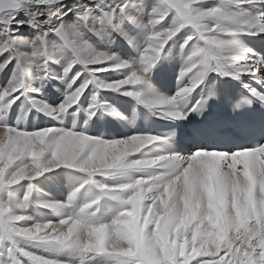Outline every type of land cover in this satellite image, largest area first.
Returning a JSON list of instances; mask_svg holds the SVG:
<instances>
[{"label":"bare ground","instance_id":"obj_1","mask_svg":"<svg viewBox=\"0 0 264 264\" xmlns=\"http://www.w3.org/2000/svg\"><path fill=\"white\" fill-rule=\"evenodd\" d=\"M8 1L11 0H0V6L4 7L0 11V99H4L0 103V127L9 128L7 120L11 118L21 127L18 131H24L25 137L34 142L39 141L35 133L40 130L36 125L38 120L41 123L54 114H67L72 118V125L79 121L82 127V131L80 128L75 131L69 126H61V132L73 131L84 135L90 120H97L100 130H103L105 120L108 125L106 134L110 135L107 142L120 136L126 139L134 135H151L139 125L138 113L144 118L149 115L165 120L173 118H167L163 112H149L156 109L140 100V107L134 101L131 103L130 99H138L125 93L140 91L149 97L173 98L181 89L191 87L202 70L198 65L181 79L175 78L179 74H174L176 69L173 71L171 68L173 64L190 67L189 57L205 47V41L199 39L196 30L186 25L166 43L154 66L145 74L146 80L150 78L148 81L152 82L144 80L140 85H127L120 90L98 86L99 83L126 79L133 71L139 72L146 66L144 52L152 43V33L141 25L158 20L164 12L167 15L155 25L156 31L168 30L177 22L176 11L169 8L165 0H134L132 5L123 9L120 6L125 0H69L47 6L17 2L8 5ZM193 7L202 11L218 7L229 15L259 18L264 23V0H244L241 3L196 0ZM113 9L115 12L110 24L114 29H111L109 37H120L116 41L118 45L113 50L106 48L103 54L115 55L119 61L126 62L129 66L124 68L114 67V63L104 59V55L93 52L92 46L81 35L84 30L77 29L78 25L73 22H67L70 15L77 14H84L95 21ZM14 13L15 19L24 21L23 24L13 23ZM191 15L195 16V12ZM216 22L214 18L197 21L208 25L206 29L201 27L200 31L208 39L215 38L216 43L208 45L207 54L202 57L211 67L205 72L202 82L193 92L176 101L175 108L183 114L181 102L188 101L198 88L200 94L211 75L232 78L240 84H252L256 92L264 94L263 68L250 73L229 72L228 75L216 70V64L220 62L237 66L243 63L259 65L262 59L264 64V50L258 49L257 37L245 35L255 34L257 29L231 33L219 29L213 31ZM220 23L234 27L229 17H224ZM10 24L11 29L8 27ZM228 41L247 50L245 60L231 59L232 54L224 51V42ZM69 46L77 47L81 64L94 60L96 56L103 64L107 63L106 69L110 71L93 72L96 67L85 68L88 63L84 66L78 64L75 56H70ZM5 63L6 67H3ZM88 70L90 72L87 73ZM93 76L97 83H89L78 102L61 112L59 105ZM175 79H179L177 85ZM12 87H16L18 92L12 97H4L3 91ZM94 97L95 114L90 117L89 109L93 108ZM10 100L14 102L9 104ZM44 105L50 110L55 109L52 116L40 110ZM15 112L18 117L12 120ZM111 116L120 119L113 120ZM21 122L25 126H21ZM153 136L156 137L151 140H129L119 145L115 152L109 153L106 161H115L116 167H100L95 176L88 178V173L61 165L39 177L0 188V206L12 207L15 215L24 217L23 220L3 221L0 241L11 237L14 248L18 246V249L54 260L57 264H113L110 257L81 254L78 250L56 244L51 239L56 233L43 226L47 222L74 218L102 229L106 252L119 258L123 264H264V143L252 152L238 150L224 155L210 154L199 148L184 150L163 137ZM102 171L107 175H101ZM111 177L119 181L110 182ZM101 184L108 195L101 194ZM29 194L27 207H17ZM49 203L65 207L44 206ZM85 205L92 206L85 208ZM36 223L41 224V231L34 239L18 235L22 229L35 230ZM147 226L154 228L157 238L153 235L152 239H158L160 250L149 241L151 230L148 234L144 230ZM81 231V240L91 241H95L100 232L97 230L89 237L87 232ZM6 247L0 248V264H15L16 260L21 264H42V259L31 262L20 254L10 255ZM187 249L192 252L190 256L186 254Z\"/></svg>","mask_w":264,"mask_h":264},{"label":"snow or ice","instance_id":"obj_2","mask_svg":"<svg viewBox=\"0 0 264 264\" xmlns=\"http://www.w3.org/2000/svg\"><path fill=\"white\" fill-rule=\"evenodd\" d=\"M247 2H251V0H247ZM133 3L134 0H125L124 4L120 7L123 9L132 5ZM165 3L169 8L174 9L177 13V22L172 28H170L172 29V38L175 37L183 27L186 25H191L196 30L199 39L205 41V47L199 48L197 51L193 52L192 56L189 57L191 66L180 72V78L182 79L187 72H191L194 68H197L198 65L202 66V70L199 71L198 76L193 80L191 87H185L181 89V91L177 93V96L173 98L154 97L153 99H145L143 93L140 91H127L125 93L128 96L136 97L142 103L150 107H154L156 104L176 105V101L178 99H181L186 94H190L198 87V85L203 80L205 72L211 68L202 57L207 54V46L216 43V41L205 37L204 33L200 31L201 26L199 23H197V21H200L204 18L229 17L228 13L218 7L203 11L194 8L193 4L196 3V0H165ZM226 3L236 2H234V0H226ZM114 12L115 9H113L111 12L105 13L102 19L106 18L107 21L111 23ZM193 12H195V16L191 15ZM166 15L167 12H164L160 15L158 20L154 19L148 24L141 25V27L148 29L152 33V43L144 52V62L146 66L139 72L133 71L126 79L120 80L122 83H99L98 86L100 88L120 90L127 85L137 86L144 82L145 74L154 66L156 60L159 58L160 53L164 50L166 43L170 40L168 39L165 42H162L158 49L153 43L154 39L157 38V34L163 32L156 31L155 25L161 23ZM15 17L16 13H14L12 17L13 23H24V21H17ZM81 17H84L86 20L89 19V17L84 16V14L81 15L80 18ZM249 21L260 22L259 18H250ZM11 25L12 24L8 25L10 29ZM101 55L104 54L101 53ZM104 59L120 64V67L117 68L129 66L126 62L119 61L116 56L115 59H113V55H104ZM84 63L96 65L95 60L85 61ZM6 64L7 63L3 64V67H6ZM242 65L243 66H229L224 62H220L219 64H216V70L223 72L224 75H228L229 72L233 74L250 73L257 71L259 68H264V64L257 65L243 63ZM65 71L67 72L68 69ZM89 83H97L95 76H93V78L87 81L84 85L79 87L75 92L68 95L65 102L59 105V110L64 112L67 108L76 104ZM16 92H18L16 87H12L11 89L7 88L3 91L2 95L6 98L12 97ZM253 94L258 96L261 101H264V94H260L255 90H253ZM93 101V108L89 109L90 117L95 114L93 110L95 108V97L93 98ZM12 102H14V100H10L9 104ZM33 103L36 102L33 101ZM201 107L202 103L198 101L197 106L194 107L192 111H196ZM40 110L42 112L47 111L49 116L53 115V111L50 110L47 105L41 107ZM168 116L183 119L187 118V115L180 111H175ZM24 133V131H18L12 128L0 127V178H2L0 179V188L4 187L6 184L13 185L24 181L25 179L31 180L35 177H39L43 173L61 165L68 168L79 169L82 172L88 173L90 176H95L101 167L102 159L108 157L109 153L115 152L119 145L129 142L128 139H123L111 141L113 143H109L73 131L57 132L53 129H48L46 132H35L39 137V141L37 143L30 138L25 137ZM45 137H47V139H45ZM155 137L156 136L153 135H134L132 136V141H139L141 139L151 140ZM50 139L53 141L52 143H49ZM33 153H35V156H33ZM99 189L102 195H108L103 187V184L99 185ZM73 195H75V193H73ZM29 199L30 194L26 195L24 197L25 202L23 204L17 205V207H27V202ZM93 203H96V201H93ZM44 206L49 208L65 207L63 204L58 203H49L45 204ZM91 206L92 205H85V208H90ZM14 213L15 211L12 207L0 206V218H2L0 219V225L3 224V221L24 219L23 215H15ZM43 226L50 228L53 233H56L51 239L58 245L78 250L81 254L104 255L110 257L113 261V264H123L119 258L110 256L106 251H88L87 245L90 240H81L80 237L83 234L81 230L87 232L89 237H91L92 233L97 230H101L95 228L93 224L84 223L79 219L65 218L59 220L58 222H47ZM8 227L11 228L10 223L8 224ZM36 227H41V224L36 223L35 228ZM45 239L50 238L45 237ZM8 244H10V247H6ZM5 247L8 254H20L23 257L28 258L31 262L32 260L42 259V264H57V262L54 260L41 258L26 250L21 252L18 249V246L14 248L11 237L0 241V248ZM17 262L21 264L19 260H16L15 264H17Z\"/></svg>","mask_w":264,"mask_h":264},{"label":"rangeland","instance_id":"obj_3","mask_svg":"<svg viewBox=\"0 0 264 264\" xmlns=\"http://www.w3.org/2000/svg\"><path fill=\"white\" fill-rule=\"evenodd\" d=\"M80 15L81 14H77V15H70L69 17H70V20L69 21H67V22H73L74 23V25L75 26H77L78 25V27H77V29H79V30H84L83 32H82V34L81 35H83L84 37H85V40L87 41V43H88V45H90V46H92V47H90L91 48V50L93 51V52H97L98 53V55H101V53H103L104 51H105V49L106 48H110V49H114L118 44H117V39H118V37H120L119 35H114V36H112V37H109V35H110V33H111V29H114V26L112 27L111 26V24L107 21V19L105 18V19H102V16H100V17H98L95 21L91 18V17H89V19L88 20H86V19H84V17H81L80 18ZM83 15V14H82ZM84 16H86V15H84ZM82 19V20H81ZM77 21V22H76ZM79 23V24H78ZM96 23V25H94ZM87 24V25H86ZM115 24V23H114ZM81 27V28H80ZM83 28V29H82ZM89 29V30H88ZM110 30V31H109ZM94 31V32H93ZM258 31H260L259 29H257V32ZM89 32V33H88ZM97 32V33H96ZM100 32H101V34H100ZM264 32V31H263ZM92 33V34H91ZM89 34H91V35H89ZM103 34V35H102ZM99 35V36H98ZM92 36V37H91ZM91 39H90V38ZM88 38V39H87ZM94 41V42H93ZM112 41H115L114 43H112ZM94 45V47H93V45ZM96 45V46H95ZM101 48H100V47ZM257 47V46H256ZM68 50H69V52H70V56L72 55V56H75V58H76V61H77V63L78 64H80V65H85V64H81V62L79 61V59H78V53H77V47L75 48V49H73V48H71V46H69V48H68ZM99 50V51H98ZM104 50V51H103ZM102 51V52H101ZM248 58V57H247ZM260 58V57H259ZM261 59V58H260ZM94 60H99V62H97L96 61V65H91V64H86L85 65V68H87L86 66H89V67H91V68H105L106 69V67H107V63L105 64H103L102 62H101V60L100 59H98V57L96 58V56H94ZM243 61V60H242ZM102 64H101V63ZM253 62V61H252ZM260 63H259V65L260 64H263L262 63V59L259 61ZM104 66V67H103ZM176 66V67H175ZM174 66V64H173V66L171 67V68H173V71H174V68L176 69V71H174L173 73L174 74H176V73H178L179 74V76L177 75L175 78H177V77H180V72L181 71H183V70H186V68H188V67H185V66H181V67H179L177 64ZM78 67V66H77ZM84 68V69H85ZM179 69V70H178ZM264 69V68H263ZM110 70L109 69H107L106 71H102L101 73H103V72H109ZM88 72H90V70H88L87 71V73ZM212 72H213V70H212ZM149 73V72H148ZM187 73H189V72H187ZM187 75V74H186ZM212 76V75H211ZM180 79V78H179ZM179 79H175V85H177V83L179 82ZM148 80H150V78H147V80H146V78H145V81L146 82H152V81H148ZM262 81V80H261ZM3 98L2 99H0V103L1 102H3ZM132 101H134V104H138V106L140 107L141 106V104H140V101L139 100H136V99H130V102L132 103ZM175 110L176 111H178V109H176L175 108ZM149 112H154V113H160L161 111H158V110H150ZM29 113V112H28ZM162 113V112H161ZM160 113V114H161ZM139 114V113H138ZM164 114V113H163ZM30 114H27V116H29ZM165 115V114H164ZM54 116V117H53ZM51 118H49V119H47L46 121H42L41 123H40V121L38 120V123L36 124L37 126H39L40 128V130H37V131H41V130H44V129H53V130H56L57 132H61V131H63V128L61 127V126H66V128L69 126V128H72L73 130H75V131H77L76 129H78V128H80L79 130L80 131H82V127H81V125L79 124V121H78V123H76V124H73L72 125V118L69 116V115H61V114H59V115H56V114H54ZM167 118H173V119H181V118H177V117H171V116H168V115H165ZM13 119L12 120H16L17 119V112H15V113H13ZM112 117V116H111ZM119 117V116H118ZM16 118V119H15ZM32 118H34V116H32ZM137 120H139V121H141L140 120V117L137 115ZM144 118V117H143ZM112 119H113V117H112ZM116 119H120V118H116ZM116 119H113V120H116ZM96 121L97 120H90V122H89V124H88V131H87V133H86V135H88V136H90V137H93V138H95V139H99L100 138V140H102V141H105V142H107L108 140H109V138H110V135H107L106 133H107V127H108V125H107V123H106V121L105 120H103V123H102V129L103 130H100L99 128H98V126H97V124H96ZM7 122L8 123H10V125H9V128H12V129H19V128H21V127H19V125H17L16 124V122H12L11 121V118H8V120H7ZM32 123L34 124L35 123V121H32ZM20 125L21 126H25V123L24 122H21L20 123ZM30 127H33V128H37V127H35V126H33V125H31ZM30 127H28V128H26L25 130H27V129H29ZM48 127V128H47ZM133 129L135 130V127H133ZM130 131H132V130H130ZM102 133L104 134V135H102ZM134 133V132H133ZM127 138H129V137H126V139ZM116 140H123V137H118V138H115ZM194 170V169H193ZM195 171V170H194ZM90 177V175L88 176V178ZM112 179H110L111 181L110 182H118L119 180L116 178V180H114V178L113 177H111ZM125 210V209H124ZM123 210V211H124ZM145 210L146 211H148V206L147 205H145ZM125 212H128L127 210H125ZM129 213V212H128ZM127 213V214H128ZM143 216V215H142ZM149 228V229H148ZM146 232H147V234L149 233V231L151 230V232L148 234V235H151L150 237H149V241L152 243V245L156 248V249H159L160 250V248H161V246H160V244H159V241H157L158 239H155V240H153L152 239V237H153V235H154V237L155 238H157V236H155V231H153L154 230V228L152 227V228H150L149 226H147L145 229H144ZM153 237V238H154ZM191 251H190V249H187L186 250V254L188 255V256H190L191 255Z\"/></svg>","mask_w":264,"mask_h":264},{"label":"clouds","instance_id":"obj_4","mask_svg":"<svg viewBox=\"0 0 264 264\" xmlns=\"http://www.w3.org/2000/svg\"><path fill=\"white\" fill-rule=\"evenodd\" d=\"M234 2L236 3H241L244 2V0H234ZM224 17H215L214 19H216V26L215 29H213V31H215L216 29H219V31L221 32H227V33H231L233 31H242L244 29H259L260 31H264V23H260L259 21H249L248 18H245L243 16H238V15H229L230 18V22L231 25H233L234 27H226L223 26L220 21L223 19ZM200 26L202 28H207L208 25L206 23H201ZM172 29H168V30H164L162 33L157 34V38L154 39L153 43L156 45V48L158 49L162 42H165L168 39L172 38ZM215 39V38H213ZM225 43V48L224 51L229 52L232 54L231 59L233 61H241L245 59V52L247 51L244 47L242 46H237L231 42H224ZM213 55H215V53H213ZM113 59H115V55H113ZM114 67H120V64L118 63H114L113 64ZM229 66H236L235 63L229 65ZM243 66V65H240ZM107 69L104 68H97V69H93V72H102V71H106ZM118 83H122V81H118ZM144 95V94H143ZM145 99H153L154 97H149L144 95ZM150 107V106H149ZM175 107L176 105L173 104H156L154 107H151L153 109H156L158 111L163 112L165 115H171L173 112H175ZM52 111H55V109H53ZM48 115V113H46ZM48 131V129H44L41 130V132H46ZM128 140H132V137L129 138ZM53 141L50 139L49 143H52ZM109 143H113V142H109ZM33 156H35V153H33ZM107 157L103 158L101 161V167L102 168H115L116 167V163L115 161H113L112 163H107ZM101 175H107L106 172H101ZM41 231V227H36L35 230L32 229H22L20 230V232L18 233V235H21L24 238L27 239H34L36 237V234L39 233ZM102 229L100 230V232L97 234V237L95 239V241H89L88 245H87V249L88 251H94V252H103L106 251L104 245H105V238L102 235ZM41 239H45V237H42ZM21 252H23V249H19ZM17 264H19V262H17Z\"/></svg>","mask_w":264,"mask_h":264},{"label":"water","instance_id":"obj_5","mask_svg":"<svg viewBox=\"0 0 264 264\" xmlns=\"http://www.w3.org/2000/svg\"><path fill=\"white\" fill-rule=\"evenodd\" d=\"M3 9H4V7H1V6H0V11L3 10Z\"/></svg>","mask_w":264,"mask_h":264}]
</instances>
